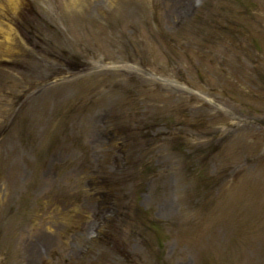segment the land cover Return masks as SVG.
Here are the masks:
<instances>
[{"label":"rangeland","instance_id":"374dc122","mask_svg":"<svg viewBox=\"0 0 264 264\" xmlns=\"http://www.w3.org/2000/svg\"><path fill=\"white\" fill-rule=\"evenodd\" d=\"M0 264H264V0H0Z\"/></svg>","mask_w":264,"mask_h":264}]
</instances>
